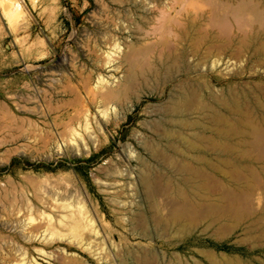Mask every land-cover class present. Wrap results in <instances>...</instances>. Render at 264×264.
<instances>
[{
	"label": "rangeland",
	"instance_id": "1",
	"mask_svg": "<svg viewBox=\"0 0 264 264\" xmlns=\"http://www.w3.org/2000/svg\"><path fill=\"white\" fill-rule=\"evenodd\" d=\"M17 1L22 12L9 20L7 0H0V264H264V48L260 56L254 50L264 47V19L258 11L247 6L238 19L242 0H187L179 12L167 9L178 25L163 43L141 7L166 8L171 1ZM255 1L264 10V0ZM189 21L198 24L196 38L185 31ZM252 34L263 41L249 49ZM100 76L119 97L101 98L107 88L98 85ZM183 93L188 99H177ZM235 96L242 99L239 109ZM106 104L111 109L103 115ZM80 108L86 111L75 118ZM195 120L200 130L193 129ZM230 120L251 122L239 129L253 139L224 136L232 133ZM74 130L83 138L68 142ZM196 132V150L169 143L174 150L161 140ZM184 168L223 204L189 211L188 218L182 209V221L228 219L178 231L172 218L188 195L175 194ZM139 175L148 176L150 187L138 186ZM127 183L138 193L128 194ZM71 203L84 205L98 234L85 229L76 236L60 224ZM53 230L69 237L52 236Z\"/></svg>",
	"mask_w": 264,
	"mask_h": 264
},
{
	"label": "bare ground",
	"instance_id": "2",
	"mask_svg": "<svg viewBox=\"0 0 264 264\" xmlns=\"http://www.w3.org/2000/svg\"><path fill=\"white\" fill-rule=\"evenodd\" d=\"M167 1H171V2H169V4H167L166 5V8H160L159 7V3H157V4H155V5H151V4H149V3H147V6H146V8H143V7H141L142 9H143V12H145L146 14L145 15H147V16H143V18L145 19V24L147 25V24H151L152 22H154L155 23V27H153L154 28V34H159L160 35V37H161V41L163 42V43H165L164 42V40H163V36H166V34L168 33V32H170L176 25H178V22L175 20V18H174V16H173V14H171V12H169L168 10H173V11H176V12H179V7H181V6H183L184 5V3H186L187 2V0H167ZM240 4L237 6V10L235 11V17L237 16V18L238 19H240V16H241V14H243L244 13V11H245V9H246V7L247 6H249V7H251V8H253L254 10H256V11H258V16H260L261 17V19H264V10H261V8L258 6V1L256 2L255 0H242V1H240L239 2ZM13 4L15 5L14 7H12L13 6ZM6 8H7V17H8V19L9 20H11L12 19V17H13V15H14V13L17 11V12H22V7H21V5H20V3H19V1H17V0H7V2H6ZM168 9V10H167ZM153 13H155V15L153 14ZM152 15V16H151ZM117 26V25H116ZM115 28H117V27H115ZM198 24H197V22H195V21H189V23H188V26H187V29L185 30V31H187V34L188 35H190L191 36V38H194L195 37V35L197 34V31H198ZM184 31V32H185ZM148 32V30L146 31V35L149 33H147ZM199 32V31H198ZM260 32V31H259ZM164 33H166V34H164ZM186 33V32H185ZM262 33V32H261ZM186 34V35H187ZM257 34V33H256ZM253 35V37L252 38H248V41L249 42H246V43H248L247 44V46H248V48L249 49H254V48H256L257 46H258V44H259V42H260V40H261V38H262V34L260 35V34H258V35H255L254 36V34H252ZM149 36V35H148ZM197 36H198V34H197ZM196 38V37H195ZM264 38V37H263ZM262 38V39H263ZM192 40V39H191ZM197 40V39H196ZM160 41V42H161ZM166 41V40H165ZM261 41H263V40H261ZM197 42V41H196ZM246 46V47H247ZM132 47V46H131ZM133 47H134V45H133ZM132 47V48H133ZM118 48H119V44L118 43H116V45H115V50L117 49L118 50ZM135 48V47H134ZM258 48V47H257ZM261 48L262 49H259L260 50V52L258 51V49H254V50H257L256 51V53H259V56L260 55H262V54H260V53H262L263 52V46L261 45ZM136 49V48H135ZM116 50V51H117ZM262 50V51H261ZM131 51V50H130ZM137 51H138V49H137ZM129 53V52H128ZM111 54V53H110ZM109 54V55H110ZM126 54V53H125ZM132 54V53H131ZM131 54H130V56L129 57H132V59H136V57H133L135 54L137 55V53H135L133 56H131ZM127 55H129V54H127ZM139 55H141L140 54V52H139ZM139 55H137L138 57H139ZM258 55V54H257ZM125 57V56H124ZM124 57H123V59H124ZM127 57V56H126ZM182 57H183V55H182ZM113 56L112 55H110V57L108 58V61H107V63H110V62H112L113 61ZM127 59H128V57H127ZM126 59V60H127ZM132 59H130V61H132V63H136V62H138L137 61V59H136V61H134V60H132ZM116 60V59H115ZM128 61V60H127ZM126 61V62H127ZM139 64V63H138ZM133 65V64H132ZM132 65H131V67H132ZM133 67H135V66H133ZM143 67H144V65H143ZM133 69V68H132ZM133 72H134V70H132ZM89 76V75H88ZM129 76V75H128ZM129 77H131V74H130V76ZM133 77L135 78V76L133 75ZM132 80L133 81H135L133 78H132ZM88 81H86V83H87ZM106 83H108V81H106L105 82V79L103 78V77H99V84L98 85H101L102 86V88L104 89L105 87L107 88V91L105 92V93H102V95H101V98L104 100H108L109 102L114 98V97H116V96H118L119 97V89L118 88H115V87H107V84ZM124 83H122V85H123ZM129 84V83H128ZM83 85V84H82ZM85 85V84H84ZM126 84H124V87H125V89L128 87V86H125ZM62 86V85H61ZM88 86V84L86 85V87ZM72 87L73 86H71V89H72ZM84 88H85V86H83ZM69 88V87H68ZM122 88V87H121ZM64 89H66V88H64ZM86 89V91H87V88H85ZM60 90V89H59ZM65 91V90H64ZM85 91V92H86ZM103 91V90H102ZM88 92V91H87ZM89 93H92V91L90 92H88V94ZM87 94V93H86ZM87 94V95H88ZM119 94V95H118ZM95 96V95H94ZM124 96V95H123ZM188 94L187 93H183V94H181V95H178V98L177 99H180V100H182V101H185V100H187L188 99ZM93 97V96H92ZM236 97V96H235ZM94 98V97H93ZM239 96L238 97H236V100L233 102V98H232V103H234L233 105H235V107L236 108H238L239 109V107H240V104H241V101H242V99L241 98H239ZM121 99V98H120ZM241 99V100H240ZM119 100V99H118ZM93 101H94V99H93ZM100 102V101H99ZM116 102V101H115ZM72 103H74V102H72ZM70 104V103H69ZM109 104V103H108ZM108 104H106L105 105V109H103L102 110V113H103V115H107L108 114V112H109V110L111 109V107L108 105ZM232 105V106H233ZM231 107V106H230ZM229 107V108H230ZM49 108V107H48ZM47 108V109H48ZM50 109V108H49ZM59 109H61V108H59ZM81 109V108H80ZM230 109H232V108H230ZM229 109V110H230ZM233 109H235V108H233ZM237 109V110H238ZM79 110V109H78ZM82 110V109H81ZM85 111H86V109H84ZM84 110H82L81 112H79L78 113V111H77V116L75 117L74 115L71 117V118H73L74 119V117L75 118H77V117H79L80 115H82L81 113H83V111ZM80 111V110H79ZM175 111H177V113L176 114H179L178 112H180V111H178V109H175ZM175 111H174V113H170V112H168L167 113V115L168 116H170V117H173L174 116V114H175ZM236 110H232V113H234ZM85 120H86V124H85V129H89V121H88V117L86 116L85 117ZM168 120V119H167ZM68 121H70V120H68ZM72 121V120H71ZM174 121V120H173ZM181 121V120H180ZM184 122L183 123H185L186 122V120H183ZM263 124H264V118H263ZM170 122V121H169ZM70 123V122H69ZM69 123H65L66 125H68ZM165 123L166 124H168L166 121H165ZM173 123V122H172ZM180 123H182V121L180 122ZM228 123H229V128H230V130H231V134H224V136H226V137H228V138H230V139H232V140H234L235 142H238V141H243V143H244V141L245 142H249V138L251 137V136H246L247 134H245V133H243V132H241V130L239 129L240 127H248V126H252V124H251V122H248V123H245L244 121H228ZM55 124V123H54ZM62 125H64V123H61ZM61 124H59V125H61ZM178 124V123H177ZM168 125H170V124H168ZM181 126V125H180ZM202 127V125L200 124V122L199 121H197V120H195V121H193V129H195V130H200V128ZM236 129V130H235ZM170 130V129H169ZM175 130V129H174ZM172 131V130H171ZM171 131H170V133H171ZM179 132V131H178ZM47 133V132H46ZM170 133H168L167 135H163V137H161V140L163 141V142H166V144L169 146V143H172V144H175V143H180V144H182V145H185L187 148H189L190 150H196V148H197V145H196V137H197V132L196 133H193V136H186V137H182L181 139H179V140H172L171 138H170V136H169V134ZM174 133V132H173ZM172 133V134H173ZM65 135H67V133H64ZM172 134H170V135H172ZM54 135V134H53ZM63 136L64 135H62V138H63ZM80 137V138H83V135L79 132V131H77V130H74V133H73V135L68 139V142H76L77 141V138L76 137ZM181 137V136H180ZM179 137V138H180ZM49 138V137H48ZM173 138H174V136H173ZM252 138V137H251ZM42 139H44V138H42ZM253 139V138H252ZM251 142H252V140H251ZM253 142H254V140H253ZM240 143H242V142H239V144ZM242 143V144H243ZM249 144V143H248ZM176 146V145H175ZM169 147H172V145H170ZM179 147V146H178ZM178 147H176V148H178ZM173 148V147H172ZM181 148V147H180ZM179 148V149H180ZM174 149V148H173ZM182 149V148H181ZM175 150V149H174ZM183 150V149H182ZM180 151V150H179ZM187 153V152H186ZM196 156V155H195ZM193 158H196V157H194L193 156ZM199 160V158H198V156H197V158L195 159V161L196 160ZM181 160V159H180ZM183 163V162H182ZM186 163V162H185ZM188 163L189 162H187V165H188ZM228 164V163H227ZM187 165H185L184 164V166L185 167H187ZM192 164L190 163L189 164V168H190V166H191ZM194 166V165H193ZM192 166V167H193ZM187 167V168H188ZM195 167V166H194ZM206 167V166H205ZM205 167L204 166H200V167H198V171L199 172H205ZM186 168V169H187ZM188 168V169H189ZM207 168L209 169V171L211 170V172H213V173H215V171L216 172H218V169H216L215 168V165L212 163V162H207ZM185 169V168H184ZM186 169L184 170V171H182L181 173H182V175H181V184H178V187H177V189H176V191H175V194H176V197H179V198H181L182 196H183V194L185 195V194H188L187 195V197L184 199V200H182V202H181V204L182 205H178V208H176V213H175V215H173V218H172V220H173V223L175 224V225H177L178 227H177V229H178V231H180V232H183V233H189V232H192L193 230H195L196 229V227L198 226V225H202V224H206L207 225V228H208V226H210V227H212V226H214V225H216L219 221H223V220H226V219H228L229 218V215H225L224 214V216L222 217V218H219V219H217L214 215H209V217L207 218V219H205L204 217H202V219L204 218L205 220H202V221H199V222H192V221H182V215L184 216L185 214H187L188 216H190V214H191V211L193 210H195L194 212H196V210L197 209H201V208H203L205 205L206 206H208V205H210L212 208L213 207H218V206H220V200L218 199H215V198H213L212 197V194H213V191H212V194L210 193L211 191H207V192H205L204 191V189H203V187H202V185L201 184H198L197 182H196V180L195 179H193L194 178V176L193 175H185L184 174V172H187V171H189L188 169H187V171H186ZM191 169V168H190ZM197 170H194V171H197ZM207 170V169H206ZM126 171V169H118L116 172L117 173H121L122 175H124V172ZM164 171V170H163ZM176 171V170H175ZM174 171V172H175ZM179 171H181V170H179ZM179 171H177V172H179ZM208 171V172H209ZM144 172V171H143ZM165 172V171H164ZM189 172H193V170L191 169V171H189ZM208 172H206V174L208 173ZM141 173V172H140ZM159 173V172H158ZM166 173V172H165ZM146 174V173H145ZM164 174V173H163ZM223 174V176L225 177V176H227L228 177V174L226 175V173H224V171L223 172H221V175ZM128 175H130V176H132L133 175V172H130V174H128ZM141 175V174H140ZM140 175H139V183H138V186L139 185H141L140 184V181H141V183L143 182V184L145 183H147L146 182V178L148 177V176H141V178H140ZM147 175V174H146ZM166 175V174H165ZM208 176H209V174H207ZM149 176H150V174H149ZM151 177V176H150ZM179 177V176H178ZM212 178V177H211ZM149 179V178H148ZM232 179V178H231ZM150 180V179H149ZM218 181V180H217ZM150 182V181H149ZM238 182V181H237ZM223 183V182H222ZM147 186H149L148 184H146ZM146 185H144V186H146ZM221 185V184H220ZM146 186V187H147ZM221 186H224L223 184L221 185ZM150 187V186H149ZM127 189H129V192H128V194H130L131 192L133 193L134 192V190H137V193H138V191H139V189L138 188H133V185H132V183H127ZM143 189V188H142ZM186 191H188L187 193H186ZM133 194H135V193H133ZM132 194V195H133ZM230 194V193H229ZM233 195V194H232ZM225 196H227V195H225ZM230 196V195H229ZM231 197V196H230ZM230 197H229V202L230 201H232L231 199L233 198V197H231V199H230ZM179 198H177V201L180 203V199ZM236 198V197H235ZM234 198V199H235ZM220 199H224V200H226L225 199V197H222V198H220ZM233 199V200H234ZM237 199H238V197H237ZM228 200V199H227ZM241 200V199H240ZM240 200H238L239 202H240ZM236 201V200H235ZM177 202V203H178ZM234 201H232V203H233ZM227 203H228V201H227ZM226 203V204H227ZM231 203V202H230ZM231 203V204H232ZM221 204H223L222 202H221ZM229 204V203H228ZM230 204V205H231ZM239 204V203H238ZM176 205V204H175ZM225 205V204H224ZM235 205V204H234ZM240 205V204H239ZM179 206H182V207H179ZM205 206V207H206ZM236 206V205H235ZM64 207L65 208H74L73 210H71L70 211V214L68 215H65L63 218H61L60 219V224H65L66 226H70L71 227V230H72V228H73V230H75V235L76 236H82V234H83V231L85 230V229H89L90 231H94L96 234H98L99 233V231H97L94 227H93V223H92V219L90 218V217H88V215H87V211L85 210V207H84V205H81V203H79V204H77V205H75V203H71V204H67V205H64ZM225 207V206H224ZM228 207V206H227ZM232 207V205L230 206V208ZM234 207V206H233ZM239 206L237 205V208H238ZM222 208V207H221ZM229 208V209H230ZM235 208V207H234ZM182 209H183V211H182ZM224 210V209H223ZM233 210V209H232ZM184 212V214L183 213H181V216H180V212ZM189 211H190V214H189ZM227 211V210H226ZM225 211V212H226ZM230 211H231V209H230ZM188 212V213H187ZM232 213H233V215H234V210L232 211ZM236 215V214H235ZM188 216H186L185 215V218L187 217L188 218ZM191 216H193V215H191ZM208 216V215H207ZM237 216V215H236ZM236 216H234V218L236 217ZM197 217V216H196ZM199 217V216H198ZM197 217V218H198ZM233 217V216H232ZM231 217V218H232ZM65 218H69L70 220H72L71 221V223L70 224H68V223H65ZM184 218V219H185ZM190 218H192V220H193V218H195V216L194 217H190ZM189 218V219H190ZM237 218V217H236ZM239 218V221H240V218H242V217H238ZM237 218V219H238ZM30 220L32 221V218H30ZM199 219H197V221H198ZM232 220V219H231ZM165 224V223H164ZM239 224L237 223V226H238ZM163 227V226H162ZM164 229H165V227H164ZM79 230V231H78ZM203 230H206L205 228H203ZM202 230V231H203ZM210 230V229H209ZM196 231V230H195ZM208 231V230H207ZM71 232V231H70ZM52 234V236L53 235H58V236H61V237H69V234L68 233H64L63 231H56V230H53V232L51 233ZM184 235V234H183ZM182 235V236H183ZM187 236V235H186ZM100 244H102V245H105V241L103 240V241H101V243ZM96 245H97V243H96ZM210 255V254H209ZM208 256V255H207ZM107 257H110V256H108L107 255ZM214 258V257H213ZM209 259V258H208ZM217 260V259H216ZM238 260V259H237ZM237 260H232V261H230V263L229 264H241V263H238V261ZM228 261V262H229ZM212 263V262H211ZM221 264V263H220Z\"/></svg>",
	"mask_w": 264,
	"mask_h": 264
}]
</instances>
